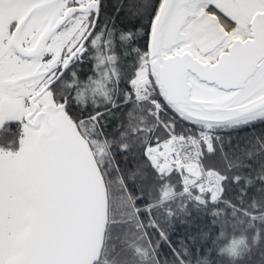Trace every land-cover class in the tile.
Returning <instances> with one entry per match:
<instances>
[{
  "label": "snow or ice",
  "instance_id": "6c2138e0",
  "mask_svg": "<svg viewBox=\"0 0 264 264\" xmlns=\"http://www.w3.org/2000/svg\"><path fill=\"white\" fill-rule=\"evenodd\" d=\"M0 264H264V0H0Z\"/></svg>",
  "mask_w": 264,
  "mask_h": 264
},
{
  "label": "clouds",
  "instance_id": "9594fccd",
  "mask_svg": "<svg viewBox=\"0 0 264 264\" xmlns=\"http://www.w3.org/2000/svg\"><path fill=\"white\" fill-rule=\"evenodd\" d=\"M247 243V234L238 232L237 234H233L227 240V243L221 245L219 251L229 260H233Z\"/></svg>",
  "mask_w": 264,
  "mask_h": 264
},
{
  "label": "trees",
  "instance_id": "16d2710c",
  "mask_svg": "<svg viewBox=\"0 0 264 264\" xmlns=\"http://www.w3.org/2000/svg\"><path fill=\"white\" fill-rule=\"evenodd\" d=\"M79 72H81V76L82 79L86 78L87 76L93 75V72L95 71V61L94 60H90L88 63H86L85 65H83L82 67L78 66L77 69ZM18 147L17 145L13 146V150L16 149ZM237 232H232L230 229L229 230H225V234L224 236H220V230L219 227L217 226V230L214 234V238L217 239V243L219 244V246L227 243V240L233 235V234H237ZM227 260V258H226Z\"/></svg>",
  "mask_w": 264,
  "mask_h": 264
},
{
  "label": "flooded vegetation",
  "instance_id": "af4514ba",
  "mask_svg": "<svg viewBox=\"0 0 264 264\" xmlns=\"http://www.w3.org/2000/svg\"><path fill=\"white\" fill-rule=\"evenodd\" d=\"M13 150V149H12ZM15 150V149H14Z\"/></svg>",
  "mask_w": 264,
  "mask_h": 264
}]
</instances>
